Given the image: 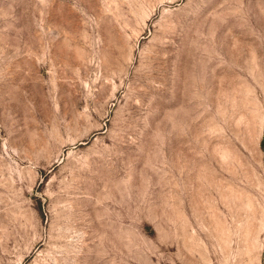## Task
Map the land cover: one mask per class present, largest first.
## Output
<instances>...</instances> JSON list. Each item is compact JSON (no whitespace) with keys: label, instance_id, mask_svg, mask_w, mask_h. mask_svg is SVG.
Segmentation results:
<instances>
[{"label":"rangeland","instance_id":"1","mask_svg":"<svg viewBox=\"0 0 264 264\" xmlns=\"http://www.w3.org/2000/svg\"><path fill=\"white\" fill-rule=\"evenodd\" d=\"M0 264H264V0H0Z\"/></svg>","mask_w":264,"mask_h":264}]
</instances>
